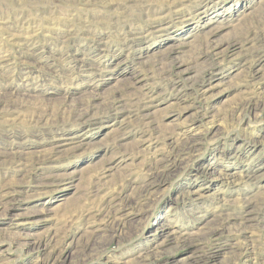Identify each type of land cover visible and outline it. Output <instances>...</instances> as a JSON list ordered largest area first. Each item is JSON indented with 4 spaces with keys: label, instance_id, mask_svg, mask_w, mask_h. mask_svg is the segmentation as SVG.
<instances>
[{
    "label": "rangeland",
    "instance_id": "1",
    "mask_svg": "<svg viewBox=\"0 0 264 264\" xmlns=\"http://www.w3.org/2000/svg\"><path fill=\"white\" fill-rule=\"evenodd\" d=\"M0 264H264V0H0Z\"/></svg>",
    "mask_w": 264,
    "mask_h": 264
},
{
    "label": "bare ground",
    "instance_id": "2",
    "mask_svg": "<svg viewBox=\"0 0 264 264\" xmlns=\"http://www.w3.org/2000/svg\"><path fill=\"white\" fill-rule=\"evenodd\" d=\"M170 80V79H169ZM135 104V103H134ZM130 106H133V105H130ZM135 106V105H134ZM138 108L136 107L135 109L131 110V111H136ZM129 111V112H131ZM191 150V149H190ZM185 154V153H184Z\"/></svg>",
    "mask_w": 264,
    "mask_h": 264
}]
</instances>
